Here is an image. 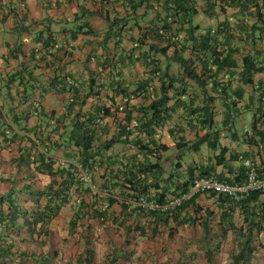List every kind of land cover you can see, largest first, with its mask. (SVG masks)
Wrapping results in <instances>:
<instances>
[{
    "label": "crops",
    "instance_id": "obj_1",
    "mask_svg": "<svg viewBox=\"0 0 264 264\" xmlns=\"http://www.w3.org/2000/svg\"><path fill=\"white\" fill-rule=\"evenodd\" d=\"M252 23L224 0H0L1 86L8 76L21 73L8 88L14 99L11 112L0 97V199L31 175V166L18 172L13 162L25 142L12 143L1 133L23 126L49 131V121L41 123L38 111L60 117L73 88L85 100L78 121L85 124L82 137L87 130L91 135L89 152L69 141L74 110L43 142L46 156L60 167H78L91 151L93 163L89 172L78 174L88 189L75 191L74 186L49 222L32 228L22 219L0 221V264H264V222L249 224L240 203L199 193L171 218L164 208L139 206L132 200L137 194L125 184L132 175L146 200L168 201L199 176L245 179V160L264 179V123L258 119L254 124L264 114V34L252 46L249 31H241ZM204 43L212 52L221 50L227 62L211 67L215 77L207 80L206 94L184 75L180 62L188 60L197 73L203 62L209 66ZM246 55L259 69L249 84L241 79ZM164 76L171 85L161 91ZM19 81L31 84L27 95ZM58 83L66 90L48 88ZM208 97L213 101L207 102ZM161 98L160 121L150 125L143 110ZM206 104L212 124L192 112ZM7 113L24 122L10 125ZM126 123L133 132L122 143L118 132ZM146 124L150 136L147 128L142 131ZM37 151H30L29 161ZM35 182L34 191L47 184L45 179ZM27 198L16 197L20 202ZM82 200L86 203L80 209ZM25 207L33 210L30 202ZM7 212L4 204L0 214ZM154 213L167 215L166 220Z\"/></svg>",
    "mask_w": 264,
    "mask_h": 264
},
{
    "label": "trees",
    "instance_id": "obj_2",
    "mask_svg": "<svg viewBox=\"0 0 264 264\" xmlns=\"http://www.w3.org/2000/svg\"><path fill=\"white\" fill-rule=\"evenodd\" d=\"M224 1L226 2L228 7L239 8L242 15H245L246 17L252 19L253 23L250 25V27L247 29L245 28L246 25H242L241 31L242 32L249 31V36H247V38H249V43L252 46H254V44H256L255 43L256 40H259L260 36L264 34V0H224ZM221 9L224 10L225 7H222ZM47 38H48L47 44L46 45L42 44V46L44 47H47L49 45L48 42H49L50 36H48ZM203 45L206 47L207 53H209V56H211L209 59L211 61V64L209 63L210 67L205 65L206 62H203L204 64L202 65L201 72L197 73L196 71H194L192 67L189 66L188 60L181 59L180 62L184 64V67H183L184 75L189 80L194 81L196 84H198L203 94H206L208 92L206 89L207 80L214 81L213 79L215 77L214 73L211 70V67L218 65L222 59H223L221 61L222 63L218 65L219 68H222L223 66H225L227 62H226V57L222 58L223 56L221 55V50H220V54H218L216 51L212 52L211 46L210 45L208 46L207 43H204ZM51 46L52 44L49 47ZM242 61L244 64L243 65L244 70H243V73L241 74V79L245 84H249V82L251 81L252 74L259 69L255 68V62H253L251 57L248 55L242 57ZM19 75L21 76V73H18V75L8 76L7 82L3 84L2 86L0 84V97L2 98L3 105L6 103L9 104L8 106L9 112H11L12 103L14 102V99L12 97H9L10 92L8 88L10 87L11 84H14V82L17 79L19 80ZM27 78L30 81L29 79L30 77L27 76ZM160 82H161V91H163V89L164 90L170 89L171 83L167 76L162 77L160 79ZM166 83H168V85H166ZM17 84L23 87L22 89L23 96L27 95V93L31 90V84L25 85L21 83V81H19ZM56 87L64 90L66 88V85L58 83L56 86H52L51 84L48 88L55 89ZM2 88L5 91H2ZM72 92H73V99L70 102H68V104L66 105L64 114H62L60 117H55L53 113H51V115L48 116V114H43L41 110L38 111L39 113H37V115L41 117L40 119L41 123L42 121L46 122L45 120L49 121V122H46V129L51 128L49 129V131H46L44 130L45 128L44 129L42 128L43 130L40 129L34 132V131H30V129L23 126L20 129L21 131L12 130L10 132L9 131L10 129L5 128L4 130L6 131L1 133V136L3 139H7L9 137L8 139L12 143L14 141L18 143L25 142V145L22 148L18 149L19 157L14 159L13 161L16 163V169L18 170V172H20L22 167L25 168V167L31 166L30 167L31 175L30 177H25V176L23 177L22 179V181L24 182L23 185L19 188H15L16 187L15 186L14 190L12 189L9 192V195H7V197H4V198L2 197L0 199V210L2 209L4 204L8 208L7 213L0 214L1 222L6 221V220L12 221L15 219H22L24 224H29L30 226H32V228H34L38 223L40 224L42 223L44 225L45 223L52 220V218H54L58 214L61 206L67 202V197L70 194L74 186H75L74 188L75 191L80 190V189L82 191H85L88 189L84 187L83 182L79 181L78 174H80L79 170H84L86 172H89L93 168V163H91L89 159L90 157H92L91 151L89 154H87V156H85L86 158L82 165L77 167L76 165L69 164L67 166L60 167L56 165L57 163L53 161L50 157L46 156L47 149H45L46 145L43 143L49 139L51 134H55L57 132L59 124L62 122V120L66 118L70 112L75 110V115L72 117V121H76V123L74 124L75 129L71 131L72 133L69 136V141L73 145H75V143H78V145L81 148V151H86V153L89 152L88 150L92 142L91 135L88 134V130H87L84 133V137H82L83 136L82 131L84 129L85 124L78 121L79 113L82 110L81 108L84 105L85 100L84 98L78 97L77 89L73 88ZM221 92L223 96L227 98V92L225 91V89H222ZM42 93L43 91H41V94ZM90 94L91 93H89V95ZM260 95L264 96V89L261 90ZM263 99L264 97L261 98V100ZM23 100H24L23 98L19 99L20 102H22ZM164 101L165 99L161 98L156 102V105H154V103H151L149 108H146L143 110L144 111L143 113L146 116H150V125L152 124V122L160 121L159 120V117H160L159 108H161V105ZM210 101H213L212 97H208L207 102H210ZM234 104L232 103L230 105L234 106ZM2 109L3 107L0 106V114H2L3 112ZM148 109L152 111L150 115H149ZM192 112L193 114L195 112L201 113L202 115L201 114L200 115L204 116L206 120L204 124H212L211 122L213 118V112H212V109L209 107V104L204 105L202 108H198V109L196 108ZM103 114H104V111H103ZM6 116L10 118V125L18 126L20 121L24 122V118L23 119H20V117L15 118L9 113H7ZM30 116H32V114L28 115L27 119ZM258 119L261 120L262 123H264V114L261 116L259 115L254 120V124ZM85 120L86 122L90 121L87 118H85ZM148 127L149 126L146 124L142 128V131L144 130V128H147L146 132L148 133V136H150L153 133L151 130H149L150 128ZM132 132L133 131L130 129L128 123H126L123 126H120L118 137L122 138V141H121L122 143H125V142L128 143L132 135ZM7 133H10V135H7ZM262 141L264 142V138H262ZM27 144L29 145L31 150L26 151L25 146ZM38 147L40 151H37V153L31 157V161H29V156L31 155L30 151L33 152L35 148H38ZM93 157H94V153H93ZM107 168L108 166L106 165V167H104V171H106ZM135 168H137L140 173L145 171L141 169L140 167H135ZM256 176L258 180H261V181L264 180V179H261L259 170H257V168H256ZM129 177H131L132 179L129 178L128 180H126L125 184L132 191V193H134L135 195L137 194L135 197H132V200L135 203H138L140 198L145 199L144 197L141 196L143 194V190H140V189H142L143 187L139 185V179H135V177L132 175H130ZM44 179L46 180L47 184L44 185L43 189L39 191H34L33 185L36 183L35 181L37 180L41 182ZM245 181L246 179H239L238 182H228V181H224V182L239 186V185L244 184ZM209 193L213 195L216 194L217 196H219L222 203H227L229 201H235L237 203H240L246 215H248L247 219H251L249 224H251L252 226L255 224L254 222L255 219L257 220V223L259 222V224H263L264 222V190H254V191H246L245 193H237L233 197L222 195V194H217V193H212V192H209ZM24 194L28 196L27 199L23 200L22 202L16 199L17 196H22ZM182 194H184V192ZM260 198L262 199L260 200ZM29 199H31V201H29ZM43 199H45L46 202L42 206ZM191 199H189L188 201H186L185 203H182L181 205L177 207L167 208L165 209V211L168 213V216L169 214L170 216H172L171 218H176L178 215H180L181 210L186 208L185 205L188 204L191 201ZM156 201H155L156 203L163 205L167 203L169 200L165 201L162 199H158ZM29 202L33 206L32 211H29L25 207V205L28 204ZM79 203H80L79 208L81 209L85 205L86 202L85 200H82ZM41 206H42V210L40 211ZM170 211L172 213H169ZM162 215L155 214V216L164 218V220H166L167 215H164V214ZM225 220L226 219H224V221Z\"/></svg>",
    "mask_w": 264,
    "mask_h": 264
},
{
    "label": "built area",
    "instance_id": "obj_3",
    "mask_svg": "<svg viewBox=\"0 0 264 264\" xmlns=\"http://www.w3.org/2000/svg\"><path fill=\"white\" fill-rule=\"evenodd\" d=\"M220 54V50L216 51ZM211 64V61H209ZM70 84V82H68ZM244 166L246 168V181L244 184L236 186L232 184H228L226 182H221L215 180L211 177L199 176L195 178L191 185L188 187L186 193L169 200L167 203L161 205L156 202H149L143 198H140L138 205L145 209H158V208H173L185 203L189 199H191L194 195L198 193H206L212 192L222 195H227L230 197L235 196L237 193H245L246 191H254V190H264V180H258L256 176V170L252 165L250 160L244 161ZM84 181H87L86 173H83Z\"/></svg>",
    "mask_w": 264,
    "mask_h": 264
}]
</instances>
